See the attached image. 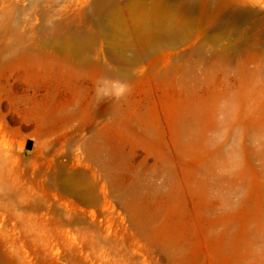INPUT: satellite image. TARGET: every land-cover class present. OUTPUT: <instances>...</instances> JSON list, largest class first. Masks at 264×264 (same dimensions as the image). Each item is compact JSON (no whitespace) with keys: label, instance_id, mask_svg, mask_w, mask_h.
Returning <instances> with one entry per match:
<instances>
[{"label":"rangeland","instance_id":"1","mask_svg":"<svg viewBox=\"0 0 264 264\" xmlns=\"http://www.w3.org/2000/svg\"><path fill=\"white\" fill-rule=\"evenodd\" d=\"M99 1L0 0V264H264V0Z\"/></svg>","mask_w":264,"mask_h":264},{"label":"bare ground","instance_id":"2","mask_svg":"<svg viewBox=\"0 0 264 264\" xmlns=\"http://www.w3.org/2000/svg\"><path fill=\"white\" fill-rule=\"evenodd\" d=\"M187 2V4L190 6V4L194 1V0H185ZM211 1V0H210ZM217 2V9L220 10H227V11H231L229 8H228V5L227 3L224 1V0H215ZM102 6H103V1H99L96 5V8H98V10H101L102 9ZM112 22H114L113 20V16L111 18L110 21H107L106 23L108 24H111Z\"/></svg>","mask_w":264,"mask_h":264}]
</instances>
